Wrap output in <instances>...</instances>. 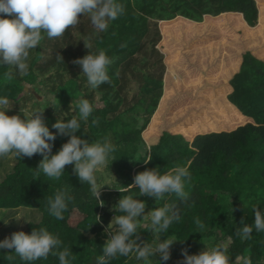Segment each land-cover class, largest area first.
<instances>
[{
    "label": "trees",
    "instance_id": "obj_1",
    "mask_svg": "<svg viewBox=\"0 0 264 264\" xmlns=\"http://www.w3.org/2000/svg\"><path fill=\"white\" fill-rule=\"evenodd\" d=\"M117 3L125 11L109 22L106 32L97 33L87 16H81L74 28L84 38L80 44L87 41L112 59L110 84L91 90L73 59L66 61L64 73H58L57 55L50 47L58 51L59 42L66 43L72 33L69 28L58 39L44 34L45 39L30 52L27 75L21 77L16 69L0 65V97L31 114L44 111L54 133L52 124L58 119L79 118L78 110L69 108L72 101L89 100L92 116L87 125L81 122L77 135L86 129L83 139L90 143L108 140L116 149L112 154L116 160L96 173L97 183L103 184L106 173L112 187H127L139 172L156 168L163 174L184 166L191 174L185 186L188 203L172 195L156 204L153 198L140 196L138 188L121 193L105 185L101 207L89 184L80 183L72 172L73 165L65 167L58 181L42 172L37 177L36 168L43 159L37 154L17 159L13 171L0 182V208L40 210V221H29L23 231L31 234L33 228H46L62 241L59 250H70V264H96L108 239L105 227L114 215L122 214L112 211L122 196L145 201V212L165 204L179 207L181 220L161 235V239L176 241L170 259L160 264H182L183 249L193 255L214 246L227 248L230 264H242L238 257L264 264V232L253 228L248 239L236 236L242 220L254 223L255 207L264 213V0ZM63 51L72 53V45ZM9 71L13 78L6 80L4 74ZM41 88L56 95L53 107L48 99L36 98L33 92L41 95ZM94 118H99V126L91 124ZM138 118L143 120L139 127ZM68 139L57 134L51 142L52 153ZM148 158L152 159L145 164ZM65 189L75 199L64 219L57 220L49 215L47 202ZM197 217L206 225L203 233L197 232ZM85 231L96 234L91 237ZM138 234L141 242L154 244L152 233L144 227ZM10 251L14 250L0 249V264H29ZM8 255L15 258L9 261ZM159 259L158 255L150 257V264H159ZM30 264H59V260L50 254ZM110 264L145 261L119 257Z\"/></svg>",
    "mask_w": 264,
    "mask_h": 264
},
{
    "label": "clouds",
    "instance_id": "obj_2",
    "mask_svg": "<svg viewBox=\"0 0 264 264\" xmlns=\"http://www.w3.org/2000/svg\"><path fill=\"white\" fill-rule=\"evenodd\" d=\"M124 11V6L117 3V0H0V65L16 69L23 77L28 74L27 60L30 52L45 39L44 34L48 39H58L69 28H75L80 23L81 16L90 19L97 33L106 32L109 22L116 20ZM84 46L89 49V53L73 60L72 63L82 69L81 74L86 77L87 86L91 90H97L102 84H110L108 68L113 62L112 59L104 50L91 54L92 45L87 41H84ZM57 58L63 61L59 53ZM4 75L6 80L13 78L11 71ZM11 107L12 103L7 97H0V158L12 154L17 159H22L39 154L43 159L36 168L37 177L42 172L45 177L55 181L60 180L66 166L73 165L72 172L80 183L89 184L91 195L99 201L101 207L104 205V201L100 199L101 189L105 185L121 193L132 187L138 188L140 196L153 198L156 204L166 196L172 195L181 203H188L189 194L185 191V186L191 181V174L184 166L178 165L163 174L156 168L139 172L134 176L133 184L127 187L114 188L108 182L97 183L96 173L107 168L110 160H116L112 155L116 149L108 140L90 143L83 139L82 135L87 133L86 129L81 135H77L82 129L81 122L87 125L89 117L92 116L94 109L89 100L72 101L69 108L74 112L78 110L79 118L73 116L66 122L58 119L52 124V128L57 130L55 133L50 131L46 124L44 111L33 112L30 116L22 118L21 115H8L7 111ZM142 123V118H138L137 127ZM91 124L99 126V118L92 119ZM57 134L69 139L53 154L51 142L56 140ZM151 159L148 158L144 163L147 164ZM74 199L66 189L58 190L54 198L48 199L49 215L63 220L69 203ZM145 209L146 202L132 196H122L113 205L112 211L122 214L114 215L105 227L108 239L103 245V254L96 258V264H110L119 257H135L145 261V264H150V257L157 255L160 257L159 264L170 259V248L176 240L161 239V235L166 233L174 222L181 220L179 207L165 204L148 212H145ZM253 213L252 225L244 224L242 220L243 226L236 229V236L242 240L250 238L253 228L257 232H264V213L258 207L253 209ZM99 221L100 217L97 215V222ZM141 221L150 223L142 224ZM194 223L197 232L205 231L206 225L198 217ZM141 227L152 233L154 244L141 242L138 234ZM61 244L62 241L58 237L41 227L33 228L31 234L24 231L12 233L10 237L0 241V249L14 250L8 253H14L15 257L29 264L41 259L46 260L50 254L58 257L59 264H70V250L67 247L59 250ZM182 255V264H230L227 248L221 246L204 247L200 253L193 255L183 249ZM15 257L8 255L6 259L11 261ZM237 260H242V264H252L251 259L247 257H238Z\"/></svg>",
    "mask_w": 264,
    "mask_h": 264
},
{
    "label": "rangeland",
    "instance_id": "obj_3",
    "mask_svg": "<svg viewBox=\"0 0 264 264\" xmlns=\"http://www.w3.org/2000/svg\"><path fill=\"white\" fill-rule=\"evenodd\" d=\"M68 38V41H66L67 44L72 45V53H67L63 51L65 47H67L66 43H60L59 42V50L56 51V48L50 47L51 50L55 51L57 57L58 53L63 57V61L56 58L58 60V64L56 66L59 68L58 73H61L65 71L63 68L66 64V61H71L74 58H82V54L84 52L86 55L89 53V49L85 48L84 42L80 44V39L84 40V38L72 28V33ZM93 45V44H91ZM91 54H97L98 52L94 49H90ZM70 71L73 73V67L70 68ZM34 91L33 89H31ZM36 96L37 99L39 100H44L45 98L48 99L49 104L51 107L54 106V98L55 94L52 93H45V91L41 88L39 95L38 92L34 91L33 92ZM39 97V98H38ZM55 111V110H54ZM55 112H59L58 110ZM8 115H21L22 118H25L27 116H30L31 113L28 112L25 109H16L14 107H11L7 111ZM115 137H118L116 134ZM119 138V137H118ZM17 163V158L9 154L6 157L0 158V182L4 179V177L9 173L12 172L14 169L15 164ZM100 173V172H99ZM103 180L102 183L108 182L112 184V179L109 174L103 173ZM107 186V185H106ZM41 219V212L40 210L38 211L37 209H30L28 206H20L17 208H0V240H4L6 237H10L12 233L16 231H23L26 228V225L28 222L27 221H33V222H38ZM182 255V254H181ZM180 260L183 261L184 257L183 255L179 257ZM264 260V259H263Z\"/></svg>",
    "mask_w": 264,
    "mask_h": 264
},
{
    "label": "water",
    "instance_id": "obj_4",
    "mask_svg": "<svg viewBox=\"0 0 264 264\" xmlns=\"http://www.w3.org/2000/svg\"><path fill=\"white\" fill-rule=\"evenodd\" d=\"M82 230H83V229H82ZM83 231H84V230H83ZM84 233H85V235H88V236H91V237L95 236V234H96V233H92V232H90V231H85Z\"/></svg>",
    "mask_w": 264,
    "mask_h": 264
}]
</instances>
